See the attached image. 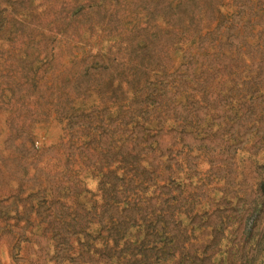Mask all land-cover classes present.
Here are the masks:
<instances>
[{
    "label": "rangeland",
    "instance_id": "obj_1",
    "mask_svg": "<svg viewBox=\"0 0 264 264\" xmlns=\"http://www.w3.org/2000/svg\"><path fill=\"white\" fill-rule=\"evenodd\" d=\"M0 264H264V0H0Z\"/></svg>",
    "mask_w": 264,
    "mask_h": 264
}]
</instances>
